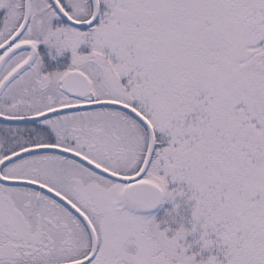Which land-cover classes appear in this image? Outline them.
<instances>
[{"label": "snow or ice", "instance_id": "6c2138e0", "mask_svg": "<svg viewBox=\"0 0 264 264\" xmlns=\"http://www.w3.org/2000/svg\"><path fill=\"white\" fill-rule=\"evenodd\" d=\"M0 264H264V0H0Z\"/></svg>", "mask_w": 264, "mask_h": 264}]
</instances>
